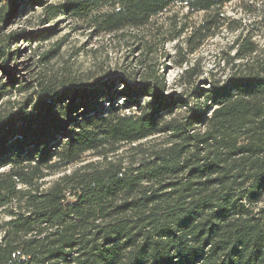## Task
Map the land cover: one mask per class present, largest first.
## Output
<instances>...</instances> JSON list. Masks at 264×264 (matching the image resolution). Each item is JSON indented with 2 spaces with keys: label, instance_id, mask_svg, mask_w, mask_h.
<instances>
[{
  "label": "trees",
  "instance_id": "1",
  "mask_svg": "<svg viewBox=\"0 0 264 264\" xmlns=\"http://www.w3.org/2000/svg\"><path fill=\"white\" fill-rule=\"evenodd\" d=\"M231 1L0 0V264H264V49L254 41H239L225 75L200 80L196 63L185 67L180 92L158 70L155 33L139 74L65 71L30 85L7 64L23 33L4 26L36 3L42 22L69 16L98 34L147 29L180 3L210 13L191 36L199 46ZM125 145L140 148L128 161Z\"/></svg>",
  "mask_w": 264,
  "mask_h": 264
},
{
  "label": "rangeland",
  "instance_id": "2",
  "mask_svg": "<svg viewBox=\"0 0 264 264\" xmlns=\"http://www.w3.org/2000/svg\"><path fill=\"white\" fill-rule=\"evenodd\" d=\"M46 1L50 3L58 0ZM38 4L28 6L22 13L12 16L3 30L5 34L15 30L23 33L11 41L9 49L18 53L10 55L7 64L21 82L30 85L42 75H59L65 71L76 75L96 73L97 76H121L124 73L134 75L137 71L139 74L141 63L148 56L145 45L152 40L154 33L160 41L153 57L157 63L160 62L158 70L165 77L168 89L176 92L182 90L175 84L177 78L191 63H196L197 70L203 73L199 78L202 80L212 75L222 76L232 70L233 65L238 63L235 58L239 41L249 38L260 50L264 49V0H233L216 10L219 15L217 24L220 25L199 46H195L196 39L192 41L191 36L210 17V13L191 12L180 3L170 6L157 16L147 29L126 30L124 34H98L87 26L81 27L79 22L69 16L42 22L44 16L42 7ZM21 6L22 3H18V8ZM41 33L48 35L37 38ZM178 34L177 38H171ZM48 50H53L54 53L44 63L41 58ZM183 59L188 60L189 64L180 66L179 61ZM25 96L26 94L14 92L9 98L18 102ZM155 141V138L143 140L144 148ZM139 149L125 145L117 153L128 161L139 153ZM85 158L89 161L99 157L87 155ZM78 165L70 166L67 172ZM58 176L60 174L49 179L53 180ZM8 219L7 212L0 210V225Z\"/></svg>",
  "mask_w": 264,
  "mask_h": 264
}]
</instances>
